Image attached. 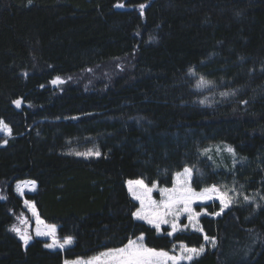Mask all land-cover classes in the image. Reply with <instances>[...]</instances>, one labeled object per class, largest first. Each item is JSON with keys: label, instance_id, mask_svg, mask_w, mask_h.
<instances>
[{"label": "trees", "instance_id": "trees-1", "mask_svg": "<svg viewBox=\"0 0 264 264\" xmlns=\"http://www.w3.org/2000/svg\"><path fill=\"white\" fill-rule=\"evenodd\" d=\"M144 1L0 0V121L11 133L0 147V264H62L139 235L164 251L214 238L188 264H264V0H148L141 14ZM201 77L218 92L212 103H201ZM213 145L232 147L233 161L209 162ZM88 146L100 155L79 157ZM186 167L193 190L233 198L199 219L204 237L134 220L126 181L168 188ZM18 181L36 185L24 199L71 246L12 234Z\"/></svg>", "mask_w": 264, "mask_h": 264}, {"label": "rangeland", "instance_id": "rangeland-1", "mask_svg": "<svg viewBox=\"0 0 264 264\" xmlns=\"http://www.w3.org/2000/svg\"><path fill=\"white\" fill-rule=\"evenodd\" d=\"M147 1L148 0H145L144 1L145 3L142 4V5L146 6L147 5ZM139 8H140V6H139ZM114 64L116 66H118V62L117 61H115ZM120 64L124 65V62L121 60ZM199 82H200V80L197 82L198 85H197L196 90L203 94V98H202L203 103H205V104L212 103L216 99V96H217L218 92L214 91L212 84L208 83V84H205V85H201ZM58 84H59V82L56 81L55 83H53L52 86H57ZM10 137H11V133L9 134L8 127H6L4 124H0V147L4 146L6 140L9 139ZM225 148H226L225 146L223 147V146H219V145L210 146V147H208L207 149H205L202 152V156L207 157L209 162H212V164L213 163H218V164L224 163L225 162V159H224V157H225L224 155L225 154L228 155L231 158V161H233V158H234L233 155L231 153L227 152L225 150ZM218 149H219V151H218ZM93 151H94V148L92 146H88L86 148V150H84L81 153H77V154H80L79 157L89 158V157H92L94 153L92 155H87V153L93 152ZM209 157H211V159ZM183 170H184V168L181 171L177 172V173H183ZM193 171H194V169H192V174H191V178L190 179H187L185 177H181L180 178L181 180L187 179L186 187H190L191 189H192L191 181H192L193 173H194ZM138 180H140V179L128 180L125 183V188L127 190V193L129 195V197L137 205V208H136V210L134 212H136L138 209L141 208V204H140V201L139 200H135L133 198L132 194L130 193V191H129V183L128 182L129 181H138ZM176 181H177V177H176V173H175L173 175V178H172V184L168 188L159 187L156 184H153V185H155V187H153V185L147 186L143 182L145 186H147L148 188H152V192L150 193V197H151V201L155 202L153 205L149 206V201L147 199L145 200L144 211H145L146 214L152 213L153 211H163L164 210L163 209V202L167 201L169 193H162L161 190L162 189H173L174 187L179 188L180 185H179V183H176ZM133 187H136V185H133ZM210 187H212V186L205 187V188H210ZM35 188H36V185L33 182H31V181H18V182H15L13 184V192H14V194L17 197H19L21 199L22 208H23V211H24L23 213L24 214L14 220V224H13V226L11 228V232L18 240H20L21 242L24 243V241L20 238V234H18L15 231H12L13 228H17V229L20 230V233L31 237V239L28 242H31L33 239L42 240L44 242V247H45L46 243H51L52 242L53 237H50V236H47V235L37 236L36 235V229H37V227H39L41 231H47L46 226L48 224H45L40 219L36 209L34 208L33 203H31L29 201H26L24 199V195L33 193L35 191ZM205 188H202L199 191H195V190L192 189V191L197 193V194H199ZM223 192H224L223 190L219 189L218 193L209 194L211 196V198H205V197L200 196V195L195 196L192 199V204H191V210H192L191 211V215L193 217V219L191 221L188 218L189 215H190L188 212L180 211V213L178 215H176L175 212H173V214H170V215L164 217L166 220L169 221V223L161 224L159 230H157L154 227L153 224L148 223L147 219H137L133 215H132V217H133L134 220H136L138 222H142L145 225H147L148 227H151L152 229H154L155 232L158 235L161 234L163 228H167L169 230V232H172L173 231L172 230V223H176L178 225V228H177V230L175 232H173V234L171 236H173L175 233H177L179 231H189V232L200 233L204 237L203 232H201V230H200L199 219L201 217H203V216H208V217H213V218L219 217L231 205V203H230L228 207L223 208V211H221L222 205L220 203V200L217 198V196H218V194H221ZM212 202H215V203H217L219 205V207H220V211L218 212V213H220L219 215L207 214V212L202 208L203 206L208 205V204H210ZM176 207L182 210L184 206L181 204V205H177ZM33 212H35L36 215H33ZM37 216L39 217V220L42 221V223H39V224L37 223V218H36ZM56 230H57V227H56ZM141 236L143 237L142 241L139 240V238ZM55 238L58 240V242H62L63 241V239L58 238L57 235L55 236ZM203 239H204V242H205L204 245H203L204 251L206 250V248H211L212 249L213 245H214L213 244V240H205V237ZM132 240L136 241L138 243H143V245H144V236L143 235H139V236H137L136 238H134ZM69 246H71V245H68L65 248H68ZM185 248H192V247L184 246V248H182V244H178V245L173 246L171 250L166 251V252H168L169 255H174V256H177V257L192 256L191 260L186 259V258H182V259H179L176 262V264H188L192 260H194L195 258L199 257L200 255H202L204 253V251H203L200 255L197 256V255H195L193 253L186 252ZM46 249L51 250V251H53V250H63V249H60V248H54V249L46 248ZM196 249H199V248H196ZM102 252H104V251H102ZM98 255H99V253L97 255H94V256H98ZM94 256H92V257H94ZM92 257H89V258H77V259H74V260H67V262H69V264H75V262L78 259H80V260H88V259H90ZM62 264H65V261ZM166 264H172V262L171 261H167Z\"/></svg>", "mask_w": 264, "mask_h": 264}, {"label": "snow or ice", "instance_id": "snow-or-ice-1", "mask_svg": "<svg viewBox=\"0 0 264 264\" xmlns=\"http://www.w3.org/2000/svg\"><path fill=\"white\" fill-rule=\"evenodd\" d=\"M29 3H31V0H29ZM117 6H123V5H117ZM141 14H143L144 5H140ZM56 81H53L55 83ZM201 85H205L210 83L209 81H206L203 77H201L200 82ZM222 96H227L229 93H221ZM13 103L16 104L17 107L20 106V101L16 100L13 101ZM203 103V101H201ZM0 124H3V121H0ZM10 134V130H9ZM225 150L233 155L235 157L236 153L235 150L228 146L225 148ZM219 151V149H218ZM93 153L89 152L87 155H92ZM95 155H100V153L97 151L94 153ZM211 159V157H209ZM243 159V158H242ZM192 169L190 168H184L183 173H176L177 181L176 183H179L180 187L173 189H162V193H169L168 199L166 202H163V211H153L152 213L146 214L144 211L145 208V200L147 199L149 201V206L153 205L155 202L151 201L150 193L152 192V188H148L144 185L142 180L138 181H129V191L132 194L133 198L135 200H139L141 204V208L138 209L136 212L133 213V216H135L137 219H147V222L150 224H153L154 227L159 230L161 224H167L169 223L168 220H166L164 217L168 216L170 214H173L175 212L176 215L180 213V211L188 212L189 220L191 221L193 219L191 215V204L192 199L197 196H203L205 198H211L209 194L211 193H218L219 189L217 186L213 185L210 188H205L201 193L197 194L192 191L190 187H186L187 179L191 178ZM181 177H185L187 179L181 180ZM133 185H136V187H133ZM155 187V185H153ZM217 198L220 200V203L222 205L221 211H223V208L228 207L230 203L233 202V198L228 196V193L225 191L221 194H218ZM261 199H264V197H261ZM245 200H248V197L245 196ZM183 205V209H179L176 206L177 205ZM220 213H216V215H219ZM33 215H36L35 212H33ZM198 215V214H197ZM37 223H42V221L39 220V217L37 216ZM47 231H41L39 227L36 229V235L37 236H43L47 235L50 237H53L51 243H46L45 247L49 249L54 248H60L64 249L66 246L71 245L73 243V238L71 236H67L63 238L62 242H58V240L55 238L56 236V226L55 225H47L46 226ZM178 228V225L176 223H172V232H169L168 235L171 236L173 232H175ZM12 231L17 232L20 234V238L24 241L25 244L28 243V241L31 239L30 236L24 235L20 233V230L17 228H13ZM210 238L205 236V240H209ZM140 241L143 240V237L141 236L139 238ZM213 244H214V238H212ZM182 248L184 246L182 245ZM186 252L193 253L195 255H200L204 248L201 246L199 249L196 248H185ZM186 258L191 260L192 256H181L177 257L174 255H169L168 252L164 250H156L153 248H147L143 245V243H138L136 241H133L131 239L128 240V243L120 248H112L108 249L104 252L99 253L98 256H94L88 260H80L78 259L75 264H166L167 261H171L172 264H176V262L179 259ZM65 264H69V262L65 261Z\"/></svg>", "mask_w": 264, "mask_h": 264}, {"label": "water", "instance_id": "water-1", "mask_svg": "<svg viewBox=\"0 0 264 264\" xmlns=\"http://www.w3.org/2000/svg\"><path fill=\"white\" fill-rule=\"evenodd\" d=\"M53 84V83H52Z\"/></svg>", "mask_w": 264, "mask_h": 264}]
</instances>
